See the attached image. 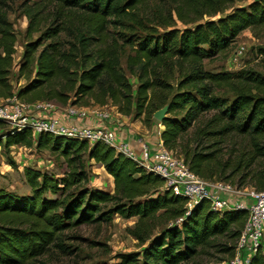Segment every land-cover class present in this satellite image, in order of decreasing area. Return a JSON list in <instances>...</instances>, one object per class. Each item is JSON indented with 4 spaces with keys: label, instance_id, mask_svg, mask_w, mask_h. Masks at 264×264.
Segmentation results:
<instances>
[{
    "label": "trees",
    "instance_id": "trees-1",
    "mask_svg": "<svg viewBox=\"0 0 264 264\" xmlns=\"http://www.w3.org/2000/svg\"><path fill=\"white\" fill-rule=\"evenodd\" d=\"M49 1L58 7L57 16L63 20L40 31V9L27 7V36H39L23 47L18 75L25 84L15 92L9 77L16 38L6 3L0 0V100L14 97L26 103L50 101L66 106L88 99L100 107L110 103L118 114L142 118L145 125L154 122L153 114L167 105L160 140L178 153L190 171L202 179L222 182L242 173L234 186L245 187L250 177L255 183L250 188L264 191V170L252 175L256 160H264V77L252 71L211 73L203 64L226 50L244 30L264 25V0L203 23H198L203 14L211 17L221 12L219 6L229 0H179L175 18L184 26L194 24L183 29L173 28L170 11L166 15L160 11L149 21L140 18L135 10L143 0ZM71 21L76 23L75 32L69 30L72 41L61 40ZM112 24L128 31L123 44L132 51L125 68L137 81L135 91L120 67L123 47L110 37ZM224 87L232 92L231 101L216 95ZM209 112L213 114L205 126L194 132L195 145L180 144L198 118ZM0 128L4 129L5 148L50 150L63 158L67 168L60 179L25 168L30 189L26 196L0 190V264H36L51 247L65 249L66 231L109 223L114 215L137 217L134 237L141 245L149 241L137 253L118 255L117 264H199L197 258L220 238L229 242L219 245L220 252L229 261L234 257L247 221L246 209L213 211L206 200L189 209L187 199L173 196L163 179L100 142L90 145L50 134L35 139L29 129L17 131L3 121ZM232 136L248 139L251 153L238 161H219L216 150L205 153L209 147L201 148L204 140H211L213 148ZM85 159L100 164L112 177V194L86 187ZM159 218L172 224L151 238L153 223ZM263 243L264 237L246 264H264ZM225 261L219 259L217 264Z\"/></svg>",
    "mask_w": 264,
    "mask_h": 264
},
{
    "label": "rangeland",
    "instance_id": "rangeland-1",
    "mask_svg": "<svg viewBox=\"0 0 264 264\" xmlns=\"http://www.w3.org/2000/svg\"><path fill=\"white\" fill-rule=\"evenodd\" d=\"M1 1L6 3L8 21L12 26L16 38L14 45L16 53L13 57V67L9 77L13 90L16 92L25 84V79L20 78L18 75V64L23 53V47L26 42L34 41L39 36L38 33H34L30 37L27 36L29 20L25 16V10L27 7L40 9V31H43L52 23L61 22L63 18L57 16L58 7L55 4L50 3L49 0ZM253 1L255 0H229L228 4L219 6V8H222L221 12H218L211 17L203 14L198 23L224 17L226 14L232 12L233 9L246 7ZM178 2L179 0H143L142 4L138 5L135 11L140 18L148 21L153 20L155 15L160 11L164 15L170 11L172 12L175 22L173 28L183 29L185 27L194 26V24L184 26L175 18L174 9ZM203 12H205V10H203ZM67 15L70 14H66V16ZM66 16L64 17L66 18ZM188 18H192V15ZM111 21L113 20L111 19ZM66 25L69 29L60 35V39L64 41H72L70 32H75L76 23L71 21L66 23ZM108 29L110 37L114 40L116 39L118 44L123 47L122 54L119 56L120 67L123 69L133 91H135L137 81L134 77L129 75L125 68L126 57L131 54L132 51L130 45L123 44L124 38L128 35V31L121 25L115 24L110 25ZM203 64L204 69L211 73H238L240 71H252L253 73L264 77V25L244 30L226 50L204 60ZM176 82V78L171 82L173 87H175ZM215 93L229 101L233 99L232 92L225 87L217 89ZM5 101L6 100H0V103ZM18 101L25 102L22 100ZM52 103L55 104L59 110H63L67 107L82 106V104L94 106L88 99H82L77 105L67 104L66 106H60L55 102ZM107 105H110V103H107ZM212 114L213 112H209L201 115L193 127L181 139L180 144L183 145L185 141L192 142L193 147L195 145L194 132L197 129H202ZM152 121H154L157 126L158 122L153 118ZM161 127L163 126L161 125ZM3 133L4 129L0 128V190L14 193L18 196L29 195L30 189L24 177L25 168L40 170L57 179L64 177L67 173L66 164L63 158L57 153H53L46 149L37 150L34 147L25 148L22 146H11L7 149L3 144ZM211 142V140H204L201 148L209 147L204 151L205 153L216 150V157L219 161H238L240 158H243L244 154L249 155L251 153L249 141L243 137L234 138V136H232L231 138H228L224 144H217L213 148H211ZM175 156H178L177 152ZM256 161L257 163L252 167V175H255V173L260 174V172L264 170V160L258 159ZM85 167L89 176L86 187L110 194L113 193V180L107 174L103 166L85 159ZM241 177L242 173L235 175L233 179L227 182L236 185ZM249 180L250 177L247 178L244 186L247 188L254 187L255 183L251 180L249 182ZM152 196L154 197L155 195L153 194ZM45 197L48 199L53 198L50 195ZM137 221V217L126 219L119 215H114L109 223L88 224L74 230L66 231L62 238V243L65 249L60 250L51 247L50 251L43 257L39 258L36 264H117L119 262L117 259L118 255L137 253L149 242L147 241L144 245H141L134 237L133 233ZM171 224V221H165L162 218L155 220L153 223L151 238L157 236L159 232ZM223 243L228 245L229 242L226 238H220L218 242L215 243V247L208 249L204 254L197 258L198 263L217 264L219 259H227V261L222 262V264L228 262L229 256L220 252L219 245ZM250 257L251 255L246 252L241 253V258L243 260L247 258L249 259Z\"/></svg>",
    "mask_w": 264,
    "mask_h": 264
},
{
    "label": "built area",
    "instance_id": "built-area-1",
    "mask_svg": "<svg viewBox=\"0 0 264 264\" xmlns=\"http://www.w3.org/2000/svg\"><path fill=\"white\" fill-rule=\"evenodd\" d=\"M100 116L101 120L97 122L101 124L107 117L104 114ZM83 118L85 114L76 108L59 110L50 101L25 103L13 97L0 103V121L11 128L17 131L29 129L33 137L50 134L85 140L90 145L100 142L111 147L147 172L163 179L165 188L173 196L187 199L186 206L189 209L203 200L208 201L213 211L246 209L247 221L236 243L235 255L226 264H246L248 258L243 260L241 253L246 252L252 256L261 247L264 237V191L202 179L190 171L183 160L168 150L161 140L156 144V152L151 154L147 145L142 144L140 151L135 153L126 144L117 141L116 128L67 126L63 123V120ZM157 127L163 128L159 122ZM158 134L160 136V132Z\"/></svg>",
    "mask_w": 264,
    "mask_h": 264
},
{
    "label": "crops",
    "instance_id": "crops-1",
    "mask_svg": "<svg viewBox=\"0 0 264 264\" xmlns=\"http://www.w3.org/2000/svg\"><path fill=\"white\" fill-rule=\"evenodd\" d=\"M77 110L85 114L83 119H69L63 120L67 126H79L95 128L98 126H110L116 128V139L118 142L126 144L128 148L132 149L135 153L140 151L142 144L147 145L150 153L156 152V144L160 141L159 132L155 122L149 125L143 124L142 119L133 120L132 117L120 115L116 112L115 108L107 105L100 107L94 106H74ZM101 114L106 115L107 119L103 123H98L101 120ZM111 177V176H110ZM112 179V177H111ZM113 180V179H112Z\"/></svg>",
    "mask_w": 264,
    "mask_h": 264
},
{
    "label": "water",
    "instance_id": "water-1",
    "mask_svg": "<svg viewBox=\"0 0 264 264\" xmlns=\"http://www.w3.org/2000/svg\"><path fill=\"white\" fill-rule=\"evenodd\" d=\"M168 106L165 105L153 114V119L161 123L167 117Z\"/></svg>",
    "mask_w": 264,
    "mask_h": 264
}]
</instances>
